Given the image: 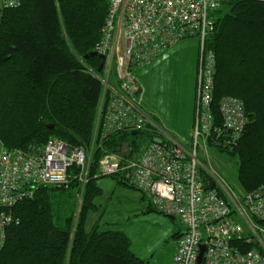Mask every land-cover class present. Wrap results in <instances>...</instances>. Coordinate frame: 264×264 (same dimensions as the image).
<instances>
[{
	"label": "trees",
	"instance_id": "trees-1",
	"mask_svg": "<svg viewBox=\"0 0 264 264\" xmlns=\"http://www.w3.org/2000/svg\"><path fill=\"white\" fill-rule=\"evenodd\" d=\"M107 12L106 0H19L2 11L0 142L6 149L28 152L49 139L90 147L103 90L91 72L98 73L94 49ZM209 18L204 50L215 56L212 113L219 122L218 104L230 96L243 102L248 119L233 149L213 148L237 159L245 194L264 186V1L221 0ZM152 139L150 131L117 132L98 144L80 202L76 167L66 184L38 186L17 202L12 210L19 222L6 230L0 264H147L124 233L100 230L101 216L90 229L87 222L102 195L98 182L105 177L94 178L102 156L127 143L132 157ZM107 178L136 190L118 176Z\"/></svg>",
	"mask_w": 264,
	"mask_h": 264
},
{
	"label": "built area",
	"instance_id": "built-area-1",
	"mask_svg": "<svg viewBox=\"0 0 264 264\" xmlns=\"http://www.w3.org/2000/svg\"><path fill=\"white\" fill-rule=\"evenodd\" d=\"M106 1L108 12L94 49L105 61L100 73L91 72L103 87L91 145L75 148L49 139L42 148L25 152L0 142V250L7 228L19 222L12 210L17 202L31 198L38 186L66 184L73 167L79 169L75 179L81 198L98 144L117 132L150 131L160 144L151 141L132 157L130 146L123 156L105 154L94 178L118 176L154 212L180 221L184 231L176 237L173 264H264V227L257 223L264 221V186L234 194L198 158L199 148L233 149L248 122L243 102L235 97L219 102V122L212 113L215 56L204 43L211 31L209 16L221 0ZM18 6L19 0H0V18L4 9ZM189 38L198 40L199 60L192 134L183 145L145 112L135 71ZM209 179L214 186L206 190Z\"/></svg>",
	"mask_w": 264,
	"mask_h": 264
},
{
	"label": "rangeland",
	"instance_id": "rangeland-1",
	"mask_svg": "<svg viewBox=\"0 0 264 264\" xmlns=\"http://www.w3.org/2000/svg\"><path fill=\"white\" fill-rule=\"evenodd\" d=\"M192 40L194 39L183 42L189 46L194 42ZM187 46L178 51L164 53L155 59L152 65L135 71L136 79L138 78L137 81L143 90L145 105L150 110H166L165 114L171 126L176 123V114L177 120L180 121L179 116L183 108L187 105L191 107L195 99V81L188 72L191 50L186 49ZM191 131L192 126L188 130L186 140H176L187 145L191 139ZM198 158L205 169L213 173L230 191L237 195L243 194L237 179L236 158L213 147L206 151L199 148ZM99 183L103 188V195L96 200L98 211L89 215L87 229L101 216L100 230L127 233L132 248L147 264H172L176 251L174 235L184 231L180 221L148 211L146 200L142 199V194L136 190L118 185L110 178L101 179Z\"/></svg>",
	"mask_w": 264,
	"mask_h": 264
},
{
	"label": "crops",
	"instance_id": "crops-1",
	"mask_svg": "<svg viewBox=\"0 0 264 264\" xmlns=\"http://www.w3.org/2000/svg\"><path fill=\"white\" fill-rule=\"evenodd\" d=\"M261 1H264V0H261ZM192 41H194V42L190 43L189 46H187L188 44L185 45L184 42L181 41V42L177 43L176 45H174L173 47H171V48L167 49L166 51H164L162 54L170 53L172 51L173 52L174 51H178L180 49H183L185 46H187L186 49H190L191 50V60H190V62H188V65H189L188 66L189 67L188 68V72H190V74H192V79L194 78V81H195L196 80L197 69H198L199 50H198V44H197L196 39H194ZM160 56H158V57H160ZM153 63H155V62H153ZM153 63L148 64L147 67L149 65H152ZM194 90H195V86H194ZM194 95H195V93H194ZM141 101H142V105H143V108H144L145 112L159 124V126L161 127V129L164 131V133L166 135L170 136L174 140H176L177 138H181L182 141L186 140L185 138L188 135V130L190 129V126L193 125V110H194V106L193 105H195V99H194V101H193L194 103H193V105L191 107H189L187 105V107L183 108V110H182V112H181V114L179 116L180 117V121L177 120V114H176V123L174 124V126H171L169 124V121H168L167 116L165 114L166 110H160L158 108H151V110L148 109V107L145 105L146 103L144 102L143 90H142V95H141ZM191 134H192V131H191L190 135ZM105 178H107V177H105ZM99 182H98V185L100 186V188L102 190V195H103V188H102V186L100 185ZM102 195H101V197H102ZM98 199H100V197ZM142 199L146 200L143 195H142ZM146 202H147V200H146ZM149 208L150 207H149L148 202H147V210L151 211ZM164 217L168 218L167 216H164ZM120 232L123 233L124 231H120ZM176 234H179V233L176 232ZM125 235L127 237L129 236L127 233H125ZM129 240H130V238H129ZM131 250L138 257L136 251H134V249L132 248V245H131ZM172 264H173V261H172Z\"/></svg>",
	"mask_w": 264,
	"mask_h": 264
},
{
	"label": "water",
	"instance_id": "water-1",
	"mask_svg": "<svg viewBox=\"0 0 264 264\" xmlns=\"http://www.w3.org/2000/svg\"><path fill=\"white\" fill-rule=\"evenodd\" d=\"M98 58L100 59V64H99V67L97 69V72L100 73L102 68H103V65H104V61H105V58L103 56H98ZM131 136H137L138 133L133 131L130 133ZM152 142L156 143V144H160L161 143V139L159 138H153L152 139ZM128 148H129V145L127 143H124L122 144V146L120 147L119 151L117 152L119 155H126L128 153ZM214 186V181L212 179H209L208 180V183L205 187L206 190H211ZM168 218H170L171 220H175V217L173 216H167ZM202 252H203V247L200 248V254H199V257H198V261H200L201 259V255H202Z\"/></svg>",
	"mask_w": 264,
	"mask_h": 264
},
{
	"label": "bare ground",
	"instance_id": "bare-ground-1",
	"mask_svg": "<svg viewBox=\"0 0 264 264\" xmlns=\"http://www.w3.org/2000/svg\"><path fill=\"white\" fill-rule=\"evenodd\" d=\"M107 139V138H106ZM213 147V146H212ZM220 149V148H219ZM208 177V176H207Z\"/></svg>",
	"mask_w": 264,
	"mask_h": 264
}]
</instances>
